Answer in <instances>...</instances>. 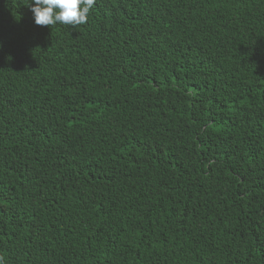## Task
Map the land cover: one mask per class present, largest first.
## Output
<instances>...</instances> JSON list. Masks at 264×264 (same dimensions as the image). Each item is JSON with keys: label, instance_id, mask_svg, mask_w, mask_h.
Segmentation results:
<instances>
[{"label": "trees", "instance_id": "1", "mask_svg": "<svg viewBox=\"0 0 264 264\" xmlns=\"http://www.w3.org/2000/svg\"><path fill=\"white\" fill-rule=\"evenodd\" d=\"M0 0L2 264H264V0Z\"/></svg>", "mask_w": 264, "mask_h": 264}, {"label": "clouds", "instance_id": "2", "mask_svg": "<svg viewBox=\"0 0 264 264\" xmlns=\"http://www.w3.org/2000/svg\"><path fill=\"white\" fill-rule=\"evenodd\" d=\"M29 5L38 27H54L62 24L77 27L87 22V16L95 4V0H32ZM3 257H0V264Z\"/></svg>", "mask_w": 264, "mask_h": 264}]
</instances>
